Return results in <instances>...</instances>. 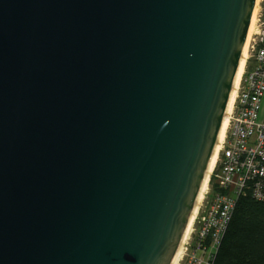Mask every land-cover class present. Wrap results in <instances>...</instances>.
<instances>
[{
	"label": "water",
	"instance_id": "95a60500",
	"mask_svg": "<svg viewBox=\"0 0 264 264\" xmlns=\"http://www.w3.org/2000/svg\"><path fill=\"white\" fill-rule=\"evenodd\" d=\"M256 0H0V264H173Z\"/></svg>",
	"mask_w": 264,
	"mask_h": 264
},
{
	"label": "built area",
	"instance_id": "2783aa9c",
	"mask_svg": "<svg viewBox=\"0 0 264 264\" xmlns=\"http://www.w3.org/2000/svg\"><path fill=\"white\" fill-rule=\"evenodd\" d=\"M249 33L203 214L173 264H214L239 201L249 195L264 201V0H256Z\"/></svg>",
	"mask_w": 264,
	"mask_h": 264
},
{
	"label": "trees",
	"instance_id": "16d2710c",
	"mask_svg": "<svg viewBox=\"0 0 264 264\" xmlns=\"http://www.w3.org/2000/svg\"><path fill=\"white\" fill-rule=\"evenodd\" d=\"M214 264H264L263 200L249 195L239 201Z\"/></svg>",
	"mask_w": 264,
	"mask_h": 264
},
{
	"label": "rangeland",
	"instance_id": "374dc122",
	"mask_svg": "<svg viewBox=\"0 0 264 264\" xmlns=\"http://www.w3.org/2000/svg\"><path fill=\"white\" fill-rule=\"evenodd\" d=\"M250 29V28H249ZM236 87H235V85H234V88H233V90L235 89ZM232 93H233V91H232ZM234 94H235V91H234ZM232 95V94H231ZM230 106H231V104H230ZM230 108V107H229ZM229 110V109H228ZM228 110H227V112H228ZM224 124L226 123V116H225V122H223ZM223 124V125H224ZM224 127V126H223ZM221 138H222V134H221V136H220V138L218 139V145H217V148H216V153H217V155H218V149H219V144H220V140H221ZM211 171L212 170H209V175L207 176V179H206V181H204V184H203V186H202V190H201V192L199 193V197H198V200H197V203H196V205H195V209H194V212H193V214H192V216H191V220L189 221V224H188V226H187V229H186V233H185V236H184V239H183V243H182V246H183V244H184V240H186L187 239V237L189 236V234H190V232H191V229H192V226H193V223L194 224H198V219L202 216V214H203V207H202V205H204V203L206 202V200H207V198H208V195L206 194V188H207V185H208V180H209V176H210V173H211ZM200 207H202L200 210H201V212H199V216H198V218H196L195 219V217H196V214L198 213V210H199V208ZM195 220V221H194ZM193 230V229H192ZM181 246V248H180V252L182 251V247ZM180 252L177 254V256H176V258H175V260H177V258H178V256L180 255ZM183 253V252H182ZM174 260V261H175ZM174 261H173V263H174Z\"/></svg>",
	"mask_w": 264,
	"mask_h": 264
},
{
	"label": "bare ground",
	"instance_id": "6f19581e",
	"mask_svg": "<svg viewBox=\"0 0 264 264\" xmlns=\"http://www.w3.org/2000/svg\"><path fill=\"white\" fill-rule=\"evenodd\" d=\"M251 21H252V19H251ZM249 35H250V33L248 32V35H247V38H246V41H245V44H244V48H243L242 58H241V61H240L239 67H238V71H237V75H236V78H235V87H236L237 83L239 82V79H240V77L242 75V72H243V69H244L245 58H246V55H247V46H248ZM234 91H235V89L233 90V93L231 95L230 102H229V107H230V104L232 103V101L234 99V96H235ZM229 107H228V109H229ZM224 122H225V119H224ZM223 126H222V129H221L222 130V132H221L222 136H223L224 131H225L226 123ZM216 162H217V153L215 152V154L211 158L210 165H209V170H212L214 168ZM179 252H180V249L177 252V254ZM177 254H176V256H177Z\"/></svg>",
	"mask_w": 264,
	"mask_h": 264
},
{
	"label": "clouds",
	"instance_id": "9594fccd",
	"mask_svg": "<svg viewBox=\"0 0 264 264\" xmlns=\"http://www.w3.org/2000/svg\"><path fill=\"white\" fill-rule=\"evenodd\" d=\"M213 170V169H212ZM211 173H212V171H211ZM211 173H210V175H211ZM209 178H210V176H209ZM207 189V188H206ZM197 215V214H196ZM196 218V217H195Z\"/></svg>",
	"mask_w": 264,
	"mask_h": 264
}]
</instances>
